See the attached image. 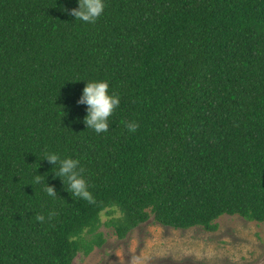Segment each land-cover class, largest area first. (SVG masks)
Wrapping results in <instances>:
<instances>
[{
    "label": "trees",
    "instance_id": "1",
    "mask_svg": "<svg viewBox=\"0 0 264 264\" xmlns=\"http://www.w3.org/2000/svg\"><path fill=\"white\" fill-rule=\"evenodd\" d=\"M104 3L91 24L78 0H0V264H74L103 215L121 240L152 218L264 224V0ZM101 81L120 104L97 134L78 101ZM49 153L80 161L94 203Z\"/></svg>",
    "mask_w": 264,
    "mask_h": 264
},
{
    "label": "rangeland",
    "instance_id": "2",
    "mask_svg": "<svg viewBox=\"0 0 264 264\" xmlns=\"http://www.w3.org/2000/svg\"><path fill=\"white\" fill-rule=\"evenodd\" d=\"M102 216L105 243L74 264H264V224L223 216L216 231L165 227L153 218L117 238Z\"/></svg>",
    "mask_w": 264,
    "mask_h": 264
},
{
    "label": "clouds",
    "instance_id": "3",
    "mask_svg": "<svg viewBox=\"0 0 264 264\" xmlns=\"http://www.w3.org/2000/svg\"><path fill=\"white\" fill-rule=\"evenodd\" d=\"M78 8L72 9L70 15L75 20H80L85 23L95 24L100 16L105 11L104 0H78ZM78 104L87 105V116L84 123L87 129H93L97 134L109 131V118L113 115L115 110L119 107L120 98L109 94V83L101 82H87L83 90V96L78 101ZM129 132L135 133L139 129V124L136 122H129L126 124ZM48 161L50 164L58 165L59 171L54 172L55 177L62 180L64 185H67L66 191L73 197H78L82 200L94 203V197L89 191L88 181L84 178V169L80 166V161L72 158L61 159L59 155L54 153L46 154L43 161ZM44 179L42 175H36L34 183L40 184ZM44 191L50 197H57V192L54 187L46 183ZM55 213H50L49 216H54ZM37 221L43 222L45 217L37 215Z\"/></svg>",
    "mask_w": 264,
    "mask_h": 264
}]
</instances>
